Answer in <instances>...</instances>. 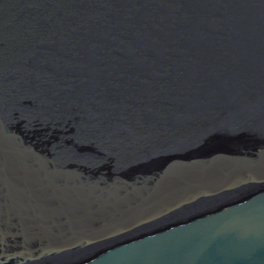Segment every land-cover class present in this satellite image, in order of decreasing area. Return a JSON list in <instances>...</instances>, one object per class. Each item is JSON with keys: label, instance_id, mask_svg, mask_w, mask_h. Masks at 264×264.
<instances>
[{"label": "water", "instance_id": "water-1", "mask_svg": "<svg viewBox=\"0 0 264 264\" xmlns=\"http://www.w3.org/2000/svg\"><path fill=\"white\" fill-rule=\"evenodd\" d=\"M0 264H264V0H0Z\"/></svg>", "mask_w": 264, "mask_h": 264}]
</instances>
